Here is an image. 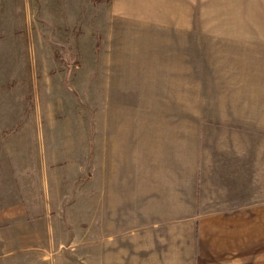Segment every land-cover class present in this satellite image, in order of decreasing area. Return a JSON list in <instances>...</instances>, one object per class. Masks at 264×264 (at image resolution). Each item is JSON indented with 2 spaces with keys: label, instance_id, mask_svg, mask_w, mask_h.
Masks as SVG:
<instances>
[{
  "label": "rangeland",
  "instance_id": "1",
  "mask_svg": "<svg viewBox=\"0 0 264 264\" xmlns=\"http://www.w3.org/2000/svg\"><path fill=\"white\" fill-rule=\"evenodd\" d=\"M2 3L6 27L0 28V74L9 77H2L7 82L0 85V146L24 127L19 122L23 117L61 122L63 130L79 117L94 129V114L103 123L105 84L111 79L142 84L146 100L155 84L157 151L165 130L183 131L180 118L191 111L224 115L231 111L226 102L232 101L241 102L234 106L241 107L242 115L251 101L258 121H264V0ZM4 54L10 60H3ZM116 69L124 76L110 77L120 75ZM135 97L125 94L130 101ZM145 112L147 117L149 110ZM43 127L45 131L47 125ZM259 127L257 132L264 133ZM84 166L54 219L30 221L18 230L30 249L6 251L18 246L12 243L16 233L7 225L0 228V264H190L212 259L186 250L182 220L156 221L154 237L130 219L112 235L102 219L91 226L89 189L83 184L87 158ZM258 194V202L264 201V184H258ZM151 241L156 252L148 246Z\"/></svg>",
  "mask_w": 264,
  "mask_h": 264
},
{
  "label": "crops",
  "instance_id": "2",
  "mask_svg": "<svg viewBox=\"0 0 264 264\" xmlns=\"http://www.w3.org/2000/svg\"><path fill=\"white\" fill-rule=\"evenodd\" d=\"M3 60H10L8 54ZM118 71L110 77L124 76ZM2 77L9 75L0 74V85L7 82ZM154 85L146 100L142 84L111 79L103 123L94 114V129L79 117L67 130L47 118L19 120L24 127L0 146V228L13 230L12 243L18 245L6 251L30 249L18 230L55 218L57 206L84 175L87 158L83 184L91 226L102 219L112 235L130 219L154 237L156 221L182 220L186 250L212 258L190 264H264V201L257 198L258 184H264V133L257 131L264 121L257 119L256 103L247 102L242 115L234 106L241 102L232 101L224 115L191 111L180 118L183 131L165 130L157 151ZM128 92L135 100L125 99ZM151 245L156 252V242Z\"/></svg>",
  "mask_w": 264,
  "mask_h": 264
}]
</instances>
